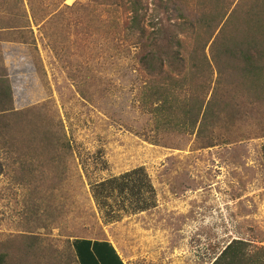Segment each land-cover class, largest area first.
<instances>
[{
	"label": "rangeland",
	"instance_id": "rangeland-1",
	"mask_svg": "<svg viewBox=\"0 0 264 264\" xmlns=\"http://www.w3.org/2000/svg\"><path fill=\"white\" fill-rule=\"evenodd\" d=\"M5 11V27L28 25ZM19 13L37 51L0 42L15 108H35V124L64 129L73 152L28 175L0 150L9 264H77L78 238L109 241L125 264H213L233 240L264 247V104L239 98L245 105L230 122L157 130L138 107L135 50L120 52L123 35L110 27L121 13L102 0H23ZM239 92L230 86L227 99ZM137 168L157 207L108 223L90 183Z\"/></svg>",
	"mask_w": 264,
	"mask_h": 264
},
{
	"label": "trees",
	"instance_id": "trees-1",
	"mask_svg": "<svg viewBox=\"0 0 264 264\" xmlns=\"http://www.w3.org/2000/svg\"><path fill=\"white\" fill-rule=\"evenodd\" d=\"M102 4L122 15L121 25L110 27L123 35L117 43L120 52L135 50L138 107L155 121L157 130L195 127L200 119L230 122L236 119V108L245 105L239 98L264 104V0H102ZM22 5L23 0H0V14L6 10L14 16V25L23 16L28 24L5 27L0 18V42L22 43L35 52L29 17L19 13ZM230 86L240 91L235 99L230 93L231 102ZM34 119L35 108H15L0 46V150L9 166L19 164L28 175L35 174L36 166L45 171L48 164L63 165L73 152L64 129L43 128ZM262 151L264 157V146ZM5 171L0 161V175ZM90 187L98 208L106 209L108 223L157 207L156 191L144 168ZM72 248L77 264H125L107 240L78 238ZM9 257L0 248V264H9ZM213 264H264V247L254 251L249 243L233 240Z\"/></svg>",
	"mask_w": 264,
	"mask_h": 264
}]
</instances>
